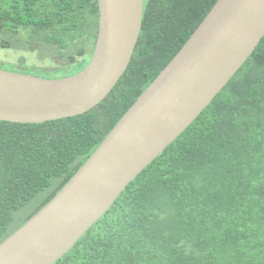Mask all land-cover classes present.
<instances>
[{
	"label": "trees",
	"instance_id": "16d2710c",
	"mask_svg": "<svg viewBox=\"0 0 264 264\" xmlns=\"http://www.w3.org/2000/svg\"><path fill=\"white\" fill-rule=\"evenodd\" d=\"M217 1L145 0L130 66L104 100L40 123L0 120V243L77 173ZM99 24V0H0L1 47L36 45L65 58L47 67L0 61V68L54 78L77 66L78 73L92 58ZM54 264H264V37L201 115Z\"/></svg>",
	"mask_w": 264,
	"mask_h": 264
},
{
	"label": "water",
	"instance_id": "95a60500",
	"mask_svg": "<svg viewBox=\"0 0 264 264\" xmlns=\"http://www.w3.org/2000/svg\"><path fill=\"white\" fill-rule=\"evenodd\" d=\"M89 64L49 78L0 68V120L83 114L117 85L139 42L145 0H99ZM264 37V0H218L103 143L38 213L0 243V264H54L212 103Z\"/></svg>",
	"mask_w": 264,
	"mask_h": 264
},
{
	"label": "rangeland",
	"instance_id": "374dc122",
	"mask_svg": "<svg viewBox=\"0 0 264 264\" xmlns=\"http://www.w3.org/2000/svg\"><path fill=\"white\" fill-rule=\"evenodd\" d=\"M89 46V51H92L94 46L93 44H87ZM91 52H89L87 59L90 58ZM65 58H58L55 57L54 52L51 54L48 51H42L39 49L38 46H33L29 50L24 49H13V48H3L0 46V61L5 62H12L16 63L21 60L26 61V63L30 65H35L39 67H47V66H54L57 65V63H63ZM78 69L77 66H73L67 69H60L57 71V76L54 78L59 77H67L76 74V70ZM80 72V71H79ZM46 77V76H44Z\"/></svg>",
	"mask_w": 264,
	"mask_h": 264
}]
</instances>
